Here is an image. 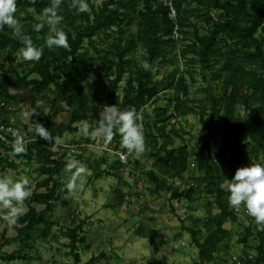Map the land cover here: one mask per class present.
I'll return each mask as SVG.
<instances>
[{
    "label": "trees",
    "instance_id": "1",
    "mask_svg": "<svg viewBox=\"0 0 264 264\" xmlns=\"http://www.w3.org/2000/svg\"><path fill=\"white\" fill-rule=\"evenodd\" d=\"M100 1L99 6H94L87 0V10L79 12L72 8V0H63L60 24L46 23L43 29L35 31L50 0H17L19 31L8 26L0 30V104L17 101L18 95L11 94V88L26 91L31 110L36 108L37 100L44 101L37 109L38 115H30L33 130L23 152L15 153L14 148L0 143L1 168L18 170L14 161L2 156L4 152L16 161L39 162L38 173L45 177L40 185L45 192L34 193L25 200L27 212L16 223L20 228L6 227L1 234L3 245L18 243L20 248L32 249L38 239L49 235L54 225L50 215L56 205L67 206L64 198L69 193L60 180L67 172V162L55 159L50 149L57 147L56 140L65 134L80 132L82 126L75 125L82 121L95 125L104 106L116 104L122 110L135 107L142 114L146 151L153 161V170L143 175L152 187L151 194L168 193L171 200L184 199L188 203L197 193L214 199L218 214L209 216L204 228L197 220L182 227L197 251L198 260L193 264L212 263L222 251L219 242L231 236L224 225L236 220L228 200L230 191L222 187L229 184L238 168L259 163L264 157V0H172L181 35L178 42L171 40L173 26L161 0ZM132 25L136 32L126 33L123 28ZM57 27L67 33L68 46L49 48L46 41ZM25 34L44 48L39 61L19 59ZM182 35L188 38L187 44L183 45ZM101 39L109 41L107 48H99ZM138 51L143 54L142 63L132 58ZM186 59L198 66L197 73L179 68L178 61ZM145 61L155 71L146 70ZM5 64L7 69L2 67ZM161 69L167 72L160 80H154ZM188 80L191 84L200 81L205 86L201 90L206 97L203 101L187 97ZM213 83L217 85L215 92H211ZM167 90L172 92L168 106L156 108L152 115L144 114V108L156 105L161 93ZM4 112L2 105L1 118ZM64 113H68L67 121L55 124ZM190 114L199 119L202 144H195L192 152L185 145L172 148L174 140L181 139L172 120ZM37 123L48 128L53 142L36 135ZM8 140L11 141L10 136ZM110 143L127 155L122 164L129 166L130 153L121 144L119 134ZM190 159L199 174L197 184L183 194L178 193L168 181L182 182ZM104 162L102 159L97 165ZM119 164V160L111 164L106 177L112 176ZM74 172L75 169L69 175ZM32 205L44 210L37 212ZM249 221L245 236L238 243L246 248L247 241L253 238L257 257L251 260L245 256L240 261L264 264V230H258L253 217ZM10 230L16 236L5 239ZM81 231L79 224L67 234L75 264L79 263L76 247L78 243L85 244V237L79 236ZM224 249L227 251L229 246L225 244ZM21 254L2 255L0 262L29 259ZM95 261L90 258L89 264Z\"/></svg>",
    "mask_w": 264,
    "mask_h": 264
},
{
    "label": "rangeland",
    "instance_id": "2",
    "mask_svg": "<svg viewBox=\"0 0 264 264\" xmlns=\"http://www.w3.org/2000/svg\"><path fill=\"white\" fill-rule=\"evenodd\" d=\"M100 3V0H91L94 6H99ZM193 22L200 25L197 20L193 19ZM123 29L126 33L136 32L135 25ZM182 41L183 45L189 42L184 35ZM108 45V40H99V48L104 49ZM132 58L137 63H142L143 54L138 51ZM19 59L26 61L22 55ZM178 65L184 71L197 73L199 70L198 66L189 59H186V62L179 60ZM2 67L7 69L6 64ZM166 72L161 69L154 80H160ZM91 81L92 78L89 79V82ZM187 82V97L190 100L203 101L206 97L201 90H204L205 86L200 81L196 84H191L190 80ZM123 87L124 83L120 85V93ZM216 89L217 85L213 83L211 92H215ZM163 92L156 105L149 104L144 108V114L152 115L156 108L168 106L172 92L170 90ZM10 93L17 94L18 99L16 102L0 104L5 109L2 120L12 130L10 136L12 142L15 140L13 133L19 130L24 135L26 143L28 134L33 130L30 115H26L31 112L26 91L11 88ZM44 112L47 113V110L45 109ZM169 113H172L171 109ZM67 119L68 113H64L56 119L55 124L59 125ZM172 123L181 137L174 140L172 148L185 145L192 152L195 144H202L203 136L200 134L199 119L196 115L177 117ZM77 126H82V123L74 127ZM103 142H105L103 139L93 138L82 131L73 135L65 134L62 139L56 140L57 147L50 149L55 159L59 158L68 163V156L71 155L79 161V166L73 175L70 176L69 172H65L60 178L64 188L69 190L64 198L67 206L54 207L50 215L54 225L49 235L45 239H38L32 245V249L20 248L18 243L3 245L1 239L3 230L6 227L20 228V226L10 225L4 219L6 212L0 210V256L21 252V255L29 258L27 261L0 262V264H75L68 247L67 234L79 224L82 225L79 236L85 237V244L78 243L76 247L78 264H89L90 258L96 259L94 264H193L198 260L190 236L182 227L191 226L193 220H197V223L204 228L206 219L218 214L213 205L214 199L197 193L193 201L188 203L184 199L171 200L168 193L151 194L149 190L152 187L147 184L143 175L144 172L153 170V161L147 151L140 154L130 153V165L127 166L116 156V153L121 152L120 147L116 148L115 144L109 142L107 151H102ZM1 154L8 160L14 161L18 165V170L12 171L0 167V174L17 179L26 177L29 180L31 195L45 192L44 188L40 187L45 177L38 173L39 162L16 161L11 154L4 152ZM102 159L105 162L97 165ZM118 160L120 164L116 171L111 173L112 176L106 177L105 174L111 164ZM259 163H264V157L260 158ZM79 167H83L84 171L79 172ZM159 177L163 178L161 175ZM198 178L199 174L193 160L190 159L188 168L183 174V181L179 182L175 179L168 181V184L178 190V193L183 194L189 187L196 186ZM73 179L77 184L75 190L69 187ZM222 188L228 191L229 184L225 183ZM32 207L37 212L44 210L42 206L32 205ZM230 207L234 211L236 220L227 222L223 227L230 232V239L219 242L222 251L209 264H242L240 259L243 260L245 256L251 260L257 257L256 242L253 238L247 241L246 248L238 243L245 236V228L250 225V215L243 205L236 207L230 204ZM15 236L14 230L4 235L5 239H13ZM225 244L229 246L227 251L224 249Z\"/></svg>",
    "mask_w": 264,
    "mask_h": 264
},
{
    "label": "clouds",
    "instance_id": "3",
    "mask_svg": "<svg viewBox=\"0 0 264 264\" xmlns=\"http://www.w3.org/2000/svg\"><path fill=\"white\" fill-rule=\"evenodd\" d=\"M63 0H50V4L43 9L42 19L35 25V31H40L45 24L59 25L61 21L60 9ZM73 9L79 12L86 11L88 8L87 0H72ZM17 11V0H0V30L5 26L17 31L20 21L15 15ZM24 47L21 49L22 57L28 61H39L44 48L33 43L29 35H23ZM46 46L67 47L68 35L62 27H57L55 34L49 36ZM143 67L149 71H155L152 64L145 61ZM44 104L43 100L36 101V108L26 115H38L37 109ZM142 114L135 107L121 109L116 104L105 105L100 119L93 125L89 121H82L81 131L93 138H100L106 142H111L115 135L119 134L121 144L129 153H143L146 150V142L142 130ZM36 135L47 142H53L52 133L42 123H37L35 128ZM14 152L21 153L25 150L24 135L19 130L13 133ZM69 162L66 171L71 173L78 168L79 161L69 155ZM84 168L79 167V172ZM229 181V203L239 207L243 205L248 214L257 223L258 230H264V163H254L238 168L234 176ZM72 190L77 188L75 179L69 185ZM31 196L29 180L25 178H14L10 175L0 174V210H4V219L14 225L26 212L24 207L25 200Z\"/></svg>",
    "mask_w": 264,
    "mask_h": 264
},
{
    "label": "built area",
    "instance_id": "4",
    "mask_svg": "<svg viewBox=\"0 0 264 264\" xmlns=\"http://www.w3.org/2000/svg\"><path fill=\"white\" fill-rule=\"evenodd\" d=\"M161 3L164 7H166L168 9V20L170 21V23L173 26V31H172V35H171V40L178 42L181 39V35L179 33V26H178V17H177V13L172 5V0H161ZM12 134V130L10 127L6 126L2 120V118L0 117V143H4L7 147H12L14 148V142L9 141L8 137L11 136ZM109 145L108 142H103L102 146H101V150L102 151H107V146ZM116 156L122 161L124 162L127 155L119 152L116 153Z\"/></svg>",
    "mask_w": 264,
    "mask_h": 264
}]
</instances>
